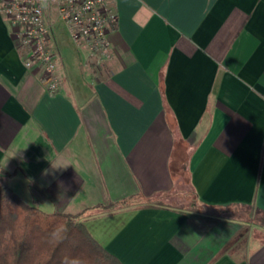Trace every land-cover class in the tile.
<instances>
[{
    "label": "crops",
    "instance_id": "crops-1",
    "mask_svg": "<svg viewBox=\"0 0 264 264\" xmlns=\"http://www.w3.org/2000/svg\"><path fill=\"white\" fill-rule=\"evenodd\" d=\"M108 7L99 63L50 14L54 95L0 11L4 183L122 264H264V0Z\"/></svg>",
    "mask_w": 264,
    "mask_h": 264
},
{
    "label": "trees",
    "instance_id": "trees-1",
    "mask_svg": "<svg viewBox=\"0 0 264 264\" xmlns=\"http://www.w3.org/2000/svg\"><path fill=\"white\" fill-rule=\"evenodd\" d=\"M5 175L0 169V264H122L77 215L26 204L4 183Z\"/></svg>",
    "mask_w": 264,
    "mask_h": 264
},
{
    "label": "built area",
    "instance_id": "built-area-1",
    "mask_svg": "<svg viewBox=\"0 0 264 264\" xmlns=\"http://www.w3.org/2000/svg\"><path fill=\"white\" fill-rule=\"evenodd\" d=\"M109 0H0V11L15 30L17 46L22 50L26 69L40 72L48 94L59 91L61 79L56 70V56L49 48V16L66 25L77 44L84 43L89 56L100 62L101 52L109 46L107 28L117 20L108 7Z\"/></svg>",
    "mask_w": 264,
    "mask_h": 264
},
{
    "label": "rangeland",
    "instance_id": "rangeland-1",
    "mask_svg": "<svg viewBox=\"0 0 264 264\" xmlns=\"http://www.w3.org/2000/svg\"><path fill=\"white\" fill-rule=\"evenodd\" d=\"M56 23H57L58 25L62 26L64 29H66V27H65L66 25L64 24V22H63L62 20L57 19V20H56ZM56 23H55V26L57 25ZM64 25H65V26H64ZM67 30H68V29H67ZM67 30H66V32H67ZM67 34H68L69 38L71 39L70 34H69V31L67 32ZM71 40H72V39H71ZM72 41H73V40H72ZM187 195H188V197L190 198L191 201H194L195 198H194L193 194H192L190 191L187 192ZM103 208H107V207H103Z\"/></svg>",
    "mask_w": 264,
    "mask_h": 264
}]
</instances>
